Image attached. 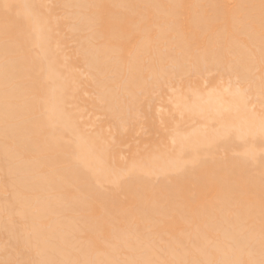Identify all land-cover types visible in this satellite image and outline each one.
<instances>
[{
    "label": "bare ground",
    "instance_id": "obj_1",
    "mask_svg": "<svg viewBox=\"0 0 264 264\" xmlns=\"http://www.w3.org/2000/svg\"><path fill=\"white\" fill-rule=\"evenodd\" d=\"M0 264H264V2L0 0Z\"/></svg>",
    "mask_w": 264,
    "mask_h": 264
},
{
    "label": "snow or ice",
    "instance_id": "obj_2",
    "mask_svg": "<svg viewBox=\"0 0 264 264\" xmlns=\"http://www.w3.org/2000/svg\"><path fill=\"white\" fill-rule=\"evenodd\" d=\"M262 2H264V0H262Z\"/></svg>",
    "mask_w": 264,
    "mask_h": 264
}]
</instances>
